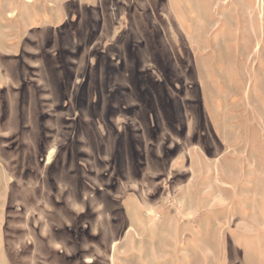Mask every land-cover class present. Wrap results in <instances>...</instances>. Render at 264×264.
I'll return each instance as SVG.
<instances>
[{
  "label": "rangeland",
  "instance_id": "obj_1",
  "mask_svg": "<svg viewBox=\"0 0 264 264\" xmlns=\"http://www.w3.org/2000/svg\"><path fill=\"white\" fill-rule=\"evenodd\" d=\"M0 264H264V0H0Z\"/></svg>",
  "mask_w": 264,
  "mask_h": 264
}]
</instances>
